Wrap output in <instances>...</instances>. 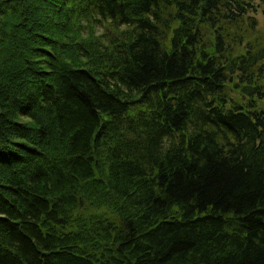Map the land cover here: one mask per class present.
<instances>
[{
  "label": "trees",
  "instance_id": "16d2710c",
  "mask_svg": "<svg viewBox=\"0 0 264 264\" xmlns=\"http://www.w3.org/2000/svg\"><path fill=\"white\" fill-rule=\"evenodd\" d=\"M0 264H264V0H0Z\"/></svg>",
  "mask_w": 264,
  "mask_h": 264
},
{
  "label": "rangeland",
  "instance_id": "374dc122",
  "mask_svg": "<svg viewBox=\"0 0 264 264\" xmlns=\"http://www.w3.org/2000/svg\"><path fill=\"white\" fill-rule=\"evenodd\" d=\"M257 4H259V0H255ZM257 18L259 20L260 25H263V16L261 14V10L258 11Z\"/></svg>",
  "mask_w": 264,
  "mask_h": 264
}]
</instances>
